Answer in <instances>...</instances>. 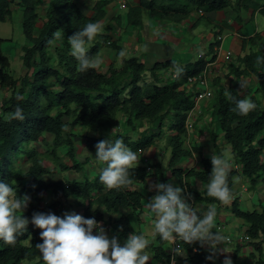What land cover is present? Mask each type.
I'll list each match as a JSON object with an SVG mask.
<instances>
[{"label": "trees", "instance_id": "trees-1", "mask_svg": "<svg viewBox=\"0 0 264 264\" xmlns=\"http://www.w3.org/2000/svg\"><path fill=\"white\" fill-rule=\"evenodd\" d=\"M112 1L115 0H94L87 14L77 0H0V22L11 18L13 11L18 9L21 29L27 39L21 55L25 71L19 77H13L9 72V59L2 50L4 39L0 37V87L11 90L0 102V180L15 186L18 196L30 194L27 208L18 210V215L30 219L36 211H52L62 216L65 204L69 206L68 199L75 197L80 214L95 217L105 224L110 222L114 235L121 241L132 230L128 214L123 212L111 217L106 211L124 208L138 216L151 173L164 182L160 165L155 164V171L149 172L147 165L138 163L130 170L131 183L112 189L100 181V168L91 177L46 181L45 174L49 170L43 163L44 158L62 171L82 169L74 154L75 137H81L83 146L96 154V143L110 134L123 136L125 143L136 152L155 146L156 140L164 135L169 148L167 165L185 189L189 202L216 206L222 202L207 193L213 165L203 156L202 145H187L185 127L187 114L194 105V92L186 89L184 84L188 76L205 68L206 53L184 65L165 59L147 66L138 56H121L118 42L110 41L109 34L100 32L87 41L91 45L88 54L99 59L102 49L109 47L114 51L115 59L105 70L98 66L86 72L78 71V61L70 53L67 38L89 22H101L106 14L104 7ZM234 7L238 8L234 19L240 21L241 8L255 11L260 5L256 0H138L127 5L125 19L128 26L142 27L144 9L154 18L180 22L193 11L201 10L206 14L228 8L233 10ZM260 11L264 13V7ZM210 58L215 59V55ZM117 59H120L119 63ZM236 60V64H229L231 75L237 78L253 75L257 83L256 95L239 92L231 85L218 84L216 77L208 109L210 117L217 120L223 142L230 146L238 166H230L228 173L233 196L229 212L242 222L240 229L254 239L251 242L254 251L250 252L253 264H264V207L241 209L234 188L238 176L245 178L253 190L264 184V161L260 160L264 150V105L261 101L264 96V53L251 49ZM178 68L183 69L179 75ZM167 70L176 72V76L164 77L162 72ZM232 97L249 98L256 107L247 115L238 114L232 110ZM18 105L23 109V120L13 118ZM119 116L123 117L129 130H136L137 126L148 128H144L137 138L130 137L127 128L114 132ZM83 128H90L97 134H84ZM36 144L41 149L38 150ZM61 146L67 147L65 154L71 164L60 160L58 149ZM193 153L198 154L199 167L182 168V161L191 158ZM20 154L24 166L15 163ZM192 177L201 186H190ZM44 193L50 197L44 199ZM40 231L30 222L15 244L0 240V264H21L37 258L40 253L35 245L41 242ZM181 243L185 254L182 260L186 264H215L214 260L208 259L213 252H206L199 241ZM168 245V240L161 239L154 231V239L149 241L146 250L151 251L154 259L163 262L168 258ZM237 252L238 249L235 255Z\"/></svg>", "mask_w": 264, "mask_h": 264}, {"label": "clouds", "instance_id": "clouds-1", "mask_svg": "<svg viewBox=\"0 0 264 264\" xmlns=\"http://www.w3.org/2000/svg\"><path fill=\"white\" fill-rule=\"evenodd\" d=\"M102 29V22H89L67 38L70 53L78 61V71L86 72L101 63L100 59H93L88 54L91 45L87 41L93 40ZM120 55L124 56L125 53L121 51ZM181 71L183 69L178 68L177 75ZM231 99L234 101L232 110L241 115H247L256 107L249 98ZM13 118L25 119L19 105ZM95 147L96 161L104 165L99 169L100 181L109 189L130 184V170L137 166L140 157L125 143L124 137L110 134L99 140ZM211 163L213 167L209 174L207 193L226 204L233 198L228 182L230 163L223 155L214 153ZM152 188L155 194L148 200L147 206L154 214L155 233L161 239L172 240L173 243L177 240L184 243L199 241L202 245L207 243L213 253L227 240L225 235L213 231L217 214L214 207L199 211L189 202L185 189L173 182L158 181ZM30 199L27 194L18 196L15 186L0 180V240L15 244L31 222L41 229V242L35 247L45 264H146L151 259L145 251L149 241L144 233L132 232L121 243L118 236L108 235L101 221L75 211H65L62 216L52 211H36L30 219L18 215L17 211L26 209ZM173 251L178 252V248ZM208 259L213 260L214 255H209ZM233 261L225 257L223 264H233Z\"/></svg>", "mask_w": 264, "mask_h": 264}, {"label": "rangeland", "instance_id": "rangeland-1", "mask_svg": "<svg viewBox=\"0 0 264 264\" xmlns=\"http://www.w3.org/2000/svg\"><path fill=\"white\" fill-rule=\"evenodd\" d=\"M77 1L82 5L83 9H86V7L90 8L94 2V0H77ZM137 1L138 0H124V6L123 7L119 6L118 0L112 1L110 5H107L106 10H105V12H106L105 18L101 21L103 24V29L101 32L102 33L108 32L107 33V34H109L108 39L110 41H114V42L117 41L118 42L119 39H117V38H118L119 34L125 33V28L128 26L127 25L128 23L125 19V15L127 12V5L128 4H134ZM233 10L237 11L238 8L234 7ZM243 10H242V12H243ZM208 15L210 16V14H208ZM142 16H143V19L146 21L148 19H150V20L155 19L153 16L149 15V13L146 9L143 10ZM194 16L197 17V19H199V20L201 18H202L201 19L202 21L204 20L202 16L198 17V15L193 11L185 19V21L172 25L174 27V29L171 30V32H172L171 35L174 37H177V39H171L170 41H168V40H165L164 37H162L159 40V43L160 44L163 43L164 45L170 46L171 48H173L175 46H177V48H178V47L182 46V42L180 41V39L182 37L183 38L186 37L189 40L186 42L185 47H188V51H190L189 47L191 48L192 46L195 49L194 53H192V56L195 57L194 60L197 59V57H196L197 51L206 52V54L209 55L210 44L215 43L216 38L218 36L217 34L222 35L223 33L228 32V31L221 29L220 31H218L214 34L215 28L212 26L209 27L207 25H203V23H205V22H203L202 24L197 25V26H192L190 19H194L195 18ZM117 17H119V20L117 19ZM242 21H244V20H242ZM172 22H174V21H172ZM244 23H246L248 26L244 28L243 33L247 32L248 27L251 31L252 28L254 27V25L257 24V20H256V18H250V19L244 21ZM129 26H131V25H129ZM132 30H134V29H132ZM0 37L4 39L3 44H2V50H3L4 54L8 57L9 62H10L9 72H10V74H12L13 77H19L25 71L24 66L22 64L21 55L23 53L22 52L23 46L27 44V39H26L25 35L23 34L22 29H21L20 12L18 9H15L13 11L11 18H8L6 21L0 22ZM192 39H194V40H192ZM249 39H241V38H238L234 35L228 36L225 39L223 46L228 49V52L232 58V61L230 58L226 62L225 61L223 62V60L221 62H218V64L222 65L220 71L224 70L225 72H227L224 75V78H227L228 75H231V72L229 71V68H230L229 64L231 62L236 64L237 63L236 58L238 56H242L252 49L251 46H247V41ZM255 39H259V35ZM125 42L126 43L123 46H121V51H123L126 55L136 54V52H134V47H135V49L139 48L138 47L139 42H137L135 38L133 40H129V41L127 40ZM242 42H243V45H242ZM119 46H120V44H119ZM242 46H244V47H242ZM188 51H187V53L189 55H191V53H189ZM159 53L163 54L166 52H164L162 49H160ZM114 54L115 53L111 48L104 47L102 49V53H101L100 57H102L105 61H106V59L108 61H110V60L115 59ZM136 55H139V53H137ZM136 55H134V56H136ZM150 55L151 54L147 55V60H146L147 66L152 65V63L155 61L154 56L153 55L150 56ZM103 56H105V57H103ZM116 62L119 63L120 59H117ZM212 68H214V66H212ZM168 71H170V70H168ZM162 73H164V72H162ZM214 78H216V73H214L213 79ZM233 78H234V76H233ZM227 82H228L227 80L223 81L222 85L226 86ZM218 84H219V80H218ZM10 92H11L10 89L0 87V102L3 98L10 95ZM263 97H261V101H262V104L264 105ZM214 121L217 122V120H215V119H214ZM215 122H214V124H215ZM126 128L129 130V128L126 127L124 122H123V117L119 116L118 120L116 122V126L113 128L112 131L121 132L122 130H125ZM144 128L147 129L148 126H146V127L137 126L136 130H129L128 134L132 138H137L140 135V132ZM82 132L84 134H87V135H96L97 134V131H94L90 128L89 129L83 128ZM48 137H49V135H48ZM74 142H75L74 154H75V157L81 162L82 169L79 171H76L73 169H70L67 171H62L60 169V167L56 166V164L54 162H52L51 160H49L47 158H44L43 163L47 166V168L49 170L48 173L45 174V180L46 181H51V180H55L58 178H68V179L78 178V179H81L84 176L91 177L94 174V172H96L99 168L102 167V164L98 163L96 161L95 154L83 146L84 145L83 139L81 137H79V136L75 137ZM166 144L167 143H166L164 135L161 138L156 140L155 146H152L147 150L149 153V156H150V158L148 159L149 160L148 164L152 167V170H154V171L156 168L155 164H159L160 169L162 171V175L164 176V182H173V183H175V184H177L183 188V186L179 182L178 178L174 174H172L171 169L167 165V160L169 157V148L166 147ZM221 144L222 145H220L218 147L216 146V148H208V147L205 148L204 147V150H203L204 152H202L203 156L209 158V160L211 162V155L213 153L216 155H223L224 158L229 161L230 166H233L234 168H238L237 164H235V162H234L230 146L225 142H223ZM194 145L195 144L193 143L192 146H194ZM35 146H36V148H38V150L41 149L39 147V145L36 144ZM66 150H67L66 146H61L58 149V154L61 156L60 160L65 162V163L71 164L70 160H68V158L65 154ZM18 156L19 157H18V159L15 160L16 161L15 163L17 165L24 166L25 164L22 162L23 161L22 160L23 155L20 154ZM139 157H140V159H139L138 163L142 164L141 159H143V157L142 156H139ZM181 166H182V168H185V169H188L190 167H199L198 154L195 157L185 158L182 161ZM153 176H154V179H153V181H152V179H149L150 182L151 181L153 183H156L158 181L161 182L159 180V178L157 177V175L151 173L150 177H153ZM189 184H190V186H194V185L198 186V187L201 186V183L197 180H194L193 177L189 179ZM148 185L150 186V184H148ZM234 188L236 191L235 194H237V196L240 198L239 199V206L241 209L252 210V209H261L264 207V184H260L257 189L253 190L249 187V182L245 178H243L242 176H238L235 179ZM27 195L29 196L30 194L27 193ZM47 197H50V195L44 193V199H47ZM231 200L226 204L222 202L221 204H223V206L221 204L216 206V205L192 203L193 206L200 211H204V210L208 209L209 207H214L216 209V213H217L214 220L221 219V221L226 224L227 228L228 227L232 228V226H233V228H235V229H232L231 231H229V233L232 235L233 241L232 242H226V243L224 241L223 245H220V247H219V249L220 248L222 249V254H220V257H223V259L225 258L223 249L224 248L228 249V248L234 247V245H235L234 239H235L237 233H242V231H243V229L240 230V228H241L240 224L242 222L239 219L235 218L229 212V203L231 202ZM74 203H76V204H74ZM68 204H69L68 207L66 204L64 206L65 211H68V210H70V212L72 210L75 211V205H77V200L75 199V201H72L71 203L68 202ZM80 212H81V210H80ZM123 212L128 214L129 221H130L131 228H132L131 233L132 232L144 233L145 237L148 241H151L154 239L155 226H151V225H148L146 223L150 220L149 216H148L149 217L148 219H145V216H142V218H141L140 214L137 216L135 214H132L130 212V210H127L124 208H117L116 211H110V212L106 211V215L110 214L111 217H116L117 215H119L120 213H123ZM218 217H219V219H218ZM102 224L105 227V229L108 232V235L110 237L115 234L112 226L110 225V222L108 224H105V222H102ZM223 235H226V233H223ZM124 241H125V239L121 240L120 242L123 243ZM27 243H28V241H27ZM203 245H204L206 252L210 251L209 250L210 246L207 243H205ZM234 250H236V249L234 248ZM145 251H147L151 257V259L147 262L148 264H150V263H152L151 251L146 250V249H145ZM238 251L243 255L241 257L240 256L237 257V258L240 257V259L236 261L237 264L238 263L253 264L254 258H252L250 256V252L254 251L253 244H248V245L245 244L241 247V250L238 249ZM215 252H217V251H215ZM216 254L217 253H215V257H217ZM214 261H216V260H214ZM157 263L161 264V262H159V261H157ZM21 264H45V262L41 259V256L39 255L37 258H35L31 261L23 262ZM233 264H235V263H233Z\"/></svg>", "mask_w": 264, "mask_h": 264}, {"label": "crops", "instance_id": "crops-1", "mask_svg": "<svg viewBox=\"0 0 264 264\" xmlns=\"http://www.w3.org/2000/svg\"><path fill=\"white\" fill-rule=\"evenodd\" d=\"M256 1H258L259 5H260V7L257 10L245 11L242 8L239 10V13L241 16L240 21H237L234 19L236 16L235 10H231L230 8H228V9H225V11L219 10L216 12H211V13H206V14H200L199 12H195L198 15V17L200 15H202L204 20L202 21L201 20L202 18L199 20V19H197V17L194 16L195 17L194 19H190L191 25L197 26V25H200L203 22H205V23H203V25H207L209 27L212 26L215 28L214 34L218 31H220L221 29L227 30L228 32H225L222 35L217 34V35L223 36V39L220 42L221 52L228 51V49L223 46V43L225 42V39L228 36H233V35L238 37V38H241V39H249L250 38L247 41V46H251L252 49L260 50V51L264 52V13H262L260 11V9L264 7V0H256ZM110 4H108V5H110ZM106 7L107 6L104 7L105 10H106ZM242 10H243V12H242ZM84 11H86L87 14L90 13V9L88 7H86V9ZM208 14H210V16ZM250 18H256L257 24L254 25V27L252 28L251 31L248 27L247 32L243 33L244 28L248 26L246 23H244V21H246ZM185 19H183L180 22L185 21ZM242 20H244V21H242ZM180 22H172L170 20H160L157 18L151 19V20L148 19L147 21L143 19V26L142 27L127 26L125 28V33L119 34V36L117 38V39H119L118 43L120 44V46H123L126 43L125 41L133 40L135 38L136 41L139 42L138 43L139 48L135 49V47H134V52H136V54L139 53V55H136V54H132V55L138 56L142 61H145V63L147 60V55L151 54L154 56L155 61L172 59L175 61V63H177L179 65H184L185 63L194 61V59H195V57L192 56V53H194V50H195L193 48V46L191 48L189 47L190 51H188V47H185L186 42L189 40L188 38L182 37L180 39V41L182 42V46L178 47V48H177V46L171 48L170 46L164 45L163 43H161V44L159 43V40L162 37H164V39L168 40V41H170L171 39H177V37H174L171 35V33H172L171 30L174 29V27L172 25H174L176 23H180ZM132 29H134V30H132ZM254 35H257V36L259 35V39L252 38ZM192 40H194V39H192ZM216 41H217V38H216ZM216 41H215V43H213V45L210 46L209 55L206 54L205 58L211 57V55L213 54L214 47L217 45ZM242 45H243V42H242ZM242 47H244V46H242ZM160 49H162L166 53H163V54L159 53ZM187 51L189 53H191V55H189L187 53ZM198 52H202V51H197L196 57H197ZM203 53H206V52H203ZM222 56H223V54H221L218 57V59L216 60V63H214V65H213L214 66L213 76H214V73H216V77L219 80V84L222 85L223 81L227 80L228 82H227L226 86L231 85L233 89H235L239 92H242V93L249 92V95L255 94V89H256L257 83H256V79L253 75L247 76V77H238V78L237 77L233 78V75H228L227 78H224V75L227 72H225L224 70L220 71L222 65L218 64V62H221L223 60ZM103 57H105V56H103ZM100 60L102 61L99 64V67L101 68V70H105L107 65L112 61V60L108 61L107 59L105 61L102 57H100ZM231 61H232V58H231ZM223 62H224V60H223ZM165 72L163 74L164 77H166L168 75V73H171L173 71L167 70ZM261 97H263V96H261ZM263 99H264V97H263ZM196 119L202 123V125L204 126V129L202 130V133L199 136H194L195 138L196 137L197 138L195 140H193V143L195 145H202L203 146L202 150H204V147L205 148L206 147L216 148V146L218 147V146L222 145L221 143H223V138H222V134H221V131L219 129L218 123L215 122L214 119H212V118L207 123H203L202 122V116H197ZM214 122H215V124H214ZM149 179H152V181H153L154 176L149 177L147 179V183H146L147 185H146V188L144 191L145 196H144L143 202H142L140 217L142 218V216H145V219H148L150 217V220L146 223L148 225L155 226L154 225V214L151 213L150 209L147 206L148 200H150V198L155 194V190L152 188V185L154 183L152 181L150 182ZM148 184H150V186ZM236 196H237V194H236ZM75 199H76L75 197H70L68 199V202L71 203L72 201H75ZM74 204H76V203H74ZM221 205L223 206V204H221ZM80 210L81 209L79 207L78 200H77V205H75V212L80 214ZM68 212H70V210H68ZM218 219H219V217H218ZM219 220H221V219H219ZM219 220H214V222H217ZM228 228H229L228 229L229 231H231L232 229H235V228H233V226H232V228L231 227H228ZM235 249H238V247H235ZM223 250H224V257H230L232 259V261L235 260V262L237 260H239L240 257L243 255L240 252H238L235 255L234 247L228 248V249L224 248ZM215 253H217L216 254L217 257H215ZM215 253H213L214 254L213 260H219V258L220 259L223 258V257H220V254H222L221 248L220 249L218 248L217 252H215ZM238 256H240V257L237 258ZM238 264H242V263H238Z\"/></svg>", "mask_w": 264, "mask_h": 264}, {"label": "built area", "instance_id": "built-area-1", "mask_svg": "<svg viewBox=\"0 0 264 264\" xmlns=\"http://www.w3.org/2000/svg\"><path fill=\"white\" fill-rule=\"evenodd\" d=\"M119 6L123 7L124 6V0H118ZM200 14H203V11L199 10ZM223 36L218 35L217 36V40H219V43L214 47V51L212 55H215V59L211 60L210 57L206 58L208 61L206 63L205 68L198 72L197 74L191 75L187 77V80L184 84V87L190 91L194 92V105L191 108V110H189L188 114H187V118L185 121V127H186V133H187V145L188 146H192L193 145V140H195L196 138L194 136H199L202 133V130L204 129V126L202 125V123L197 120V116H202V122L203 123H207L208 121H210V115H209V103L211 101L212 98V94H213V68L212 66L214 65V63H216V60L218 59V57L223 54L222 58L224 61H228L231 56L229 54L228 51L225 52H221V46H220V42L222 41ZM202 54H204L203 52H198L197 53V58L201 57ZM211 55V56H212ZM166 73V72H165ZM176 76V72H171L168 73L167 77L168 78H173ZM192 144V145H191ZM149 149V148H148ZM148 149L145 150H141L139 149L137 151L138 156H142L143 157V164L147 165L146 169L147 171L151 172L152 167L148 164V159L150 158L149 153H148ZM192 157H195V154L193 153ZM260 160L264 161V150L261 152L260 154ZM192 203V201H191ZM214 223V227H213V231L214 232H219V233H226V237L227 240L226 242H232L233 238L232 235L229 233V228H227L226 224L224 222H222L221 220H219V222H213ZM254 239L247 233H245L244 231H242V233H237L235 239H234V248L238 247L239 249H241V247L243 245H248L251 244V242H253ZM168 247L166 249L167 253H168V258L167 260L161 262V264H173V257L175 258V264H185V260H182L185 257V254L183 252L182 249V243L181 241L177 240L175 243H173L172 240H168ZM178 248V252H174L173 249ZM211 251V250H210ZM223 258L219 260L214 261L215 264H223ZM146 264H148L146 262ZM150 264H158L156 259H154L152 257V263Z\"/></svg>", "mask_w": 264, "mask_h": 264}]
</instances>
